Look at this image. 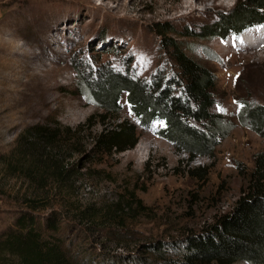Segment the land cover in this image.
I'll return each mask as SVG.
<instances>
[{"label": "rangeland", "instance_id": "rangeland-1", "mask_svg": "<svg viewBox=\"0 0 264 264\" xmlns=\"http://www.w3.org/2000/svg\"><path fill=\"white\" fill-rule=\"evenodd\" d=\"M150 1L0 0V232L33 199L42 205L33 211L36 216L54 214L63 222L61 235L75 264H105V255L118 264H148L137 260L146 255L144 244L201 230L229 212L245 191L242 173L253 167L264 139L235 120L212 156L190 159L169 140L140 127L133 147L111 155L92 152V135L100 125L86 119L97 108L72 92L78 78L74 65L82 62L115 68L128 62L148 77L158 64L169 71L173 67L167 41L172 39L215 72L220 109L229 114L243 101L264 104V52L247 44L248 34L263 31L264 25L224 40L208 32V38H196L243 0H226L227 7L206 20L196 13L180 24L169 13L152 16ZM122 103L120 117L136 123L124 98ZM34 125L57 136L47 145L37 143L28 132ZM27 144H33L36 155L25 153L24 169L33 157L50 164L42 185L2 162Z\"/></svg>", "mask_w": 264, "mask_h": 264}, {"label": "trees", "instance_id": "trees-1", "mask_svg": "<svg viewBox=\"0 0 264 264\" xmlns=\"http://www.w3.org/2000/svg\"><path fill=\"white\" fill-rule=\"evenodd\" d=\"M263 25L264 0H243L210 28L201 29L196 38H208V32L224 40L251 26ZM183 34L192 36L191 32ZM167 41L173 67L169 71L168 65L158 64L148 77L139 76L128 62L122 68L106 62L74 65L78 78L72 92H79L97 108L86 119H95L100 125L92 135V152L111 155L133 147L139 127L169 140L190 159L212 156L234 120L264 139V104L243 101L229 115L215 99L212 68L188 55L174 40ZM208 57L217 59L214 55ZM122 98L136 123L120 117ZM28 132L37 143L46 145L57 136V131L38 125L28 128ZM31 146L27 144L21 154H12L2 162L8 170L25 172L26 177L42 185L49 163L44 165L41 158L33 157L25 169L21 166L29 150L31 156L36 155ZM37 172L41 173L35 175ZM194 172L205 175L204 169L195 168ZM242 174L247 178L246 189L229 212L180 239L144 244L146 255H135L137 260L148 264H264V150L255 154L253 167ZM41 206L29 200L27 210H22L12 225L0 232V264H75L61 235L63 222L54 214L36 216L33 211ZM104 262L118 264L110 255L104 256Z\"/></svg>", "mask_w": 264, "mask_h": 264}, {"label": "bare ground", "instance_id": "bare-ground-1", "mask_svg": "<svg viewBox=\"0 0 264 264\" xmlns=\"http://www.w3.org/2000/svg\"><path fill=\"white\" fill-rule=\"evenodd\" d=\"M170 1L173 0H151L150 3H147L146 5L153 9L152 16H160L162 18L168 13L171 14L172 21L175 24H180L183 21L182 18L194 17L196 13H198L196 15H199L200 20H206L213 14L214 11H216L217 8L227 7L226 0H179L177 3H170ZM122 6L124 12L127 13L126 11H128V8L126 5ZM247 37L250 39V41H247V44H249L252 48H261V50L264 52V30L248 34ZM241 44H244L243 47L246 46V39L241 40ZM138 146L139 145H137L135 149H138Z\"/></svg>", "mask_w": 264, "mask_h": 264}]
</instances>
